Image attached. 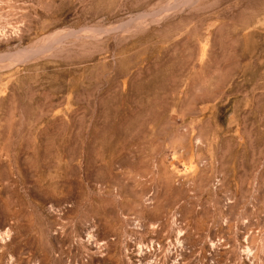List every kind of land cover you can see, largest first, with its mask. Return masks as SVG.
<instances>
[{
	"label": "rangeland",
	"instance_id": "rangeland-1",
	"mask_svg": "<svg viewBox=\"0 0 264 264\" xmlns=\"http://www.w3.org/2000/svg\"><path fill=\"white\" fill-rule=\"evenodd\" d=\"M0 264H264V0H0Z\"/></svg>",
	"mask_w": 264,
	"mask_h": 264
},
{
	"label": "bare ground",
	"instance_id": "bare-ground-1",
	"mask_svg": "<svg viewBox=\"0 0 264 264\" xmlns=\"http://www.w3.org/2000/svg\"><path fill=\"white\" fill-rule=\"evenodd\" d=\"M37 50V49H36ZM35 51V50H34Z\"/></svg>",
	"mask_w": 264,
	"mask_h": 264
}]
</instances>
